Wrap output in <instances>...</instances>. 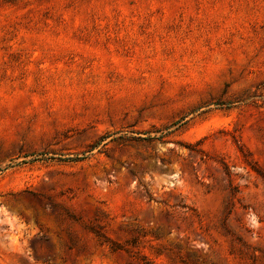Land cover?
I'll return each mask as SVG.
<instances>
[{"label": "rangeland", "instance_id": "rangeland-1", "mask_svg": "<svg viewBox=\"0 0 264 264\" xmlns=\"http://www.w3.org/2000/svg\"><path fill=\"white\" fill-rule=\"evenodd\" d=\"M46 256L264 264V0H0V264Z\"/></svg>", "mask_w": 264, "mask_h": 264}, {"label": "trees", "instance_id": "trees-1", "mask_svg": "<svg viewBox=\"0 0 264 264\" xmlns=\"http://www.w3.org/2000/svg\"><path fill=\"white\" fill-rule=\"evenodd\" d=\"M155 138H147V139H144V140H154ZM97 144L98 143H96L95 145H93L90 149H89V151L88 152H90L92 149H94L96 146H97ZM85 158V156H81V157H78V156H76L75 158H73L72 159V161H80V160H83ZM40 241H42V242H47V239L46 238H44V237H41L40 239H39ZM36 260L37 261H40L41 263H43V264H47V263H50L51 262V258H49V257H44L43 259H38V258H36Z\"/></svg>", "mask_w": 264, "mask_h": 264}]
</instances>
